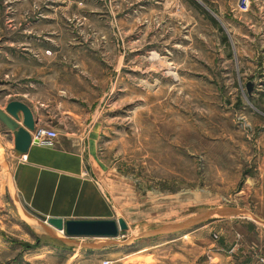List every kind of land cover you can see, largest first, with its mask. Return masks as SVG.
I'll use <instances>...</instances> for the list:
<instances>
[{"label":"rangeland","instance_id":"obj_1","mask_svg":"<svg viewBox=\"0 0 264 264\" xmlns=\"http://www.w3.org/2000/svg\"><path fill=\"white\" fill-rule=\"evenodd\" d=\"M14 98L39 100L36 125L57 138L84 136L127 229L48 236L17 196L0 122V264L264 258V0H0V105ZM226 205L250 215L138 236Z\"/></svg>","mask_w":264,"mask_h":264},{"label":"crops","instance_id":"obj_2","mask_svg":"<svg viewBox=\"0 0 264 264\" xmlns=\"http://www.w3.org/2000/svg\"><path fill=\"white\" fill-rule=\"evenodd\" d=\"M14 99L26 103L39 121V100ZM8 101L0 107L4 109ZM19 116L21 124L22 114ZM5 133L13 144L11 134ZM83 138L58 136L53 147L32 144L25 158L17 159L12 180L23 205L63 220L111 219L109 203L89 172V145Z\"/></svg>","mask_w":264,"mask_h":264},{"label":"water","instance_id":"obj_3","mask_svg":"<svg viewBox=\"0 0 264 264\" xmlns=\"http://www.w3.org/2000/svg\"><path fill=\"white\" fill-rule=\"evenodd\" d=\"M251 90V84L248 85V92ZM22 114L21 124L20 116ZM0 122L4 125L7 133L11 134L13 140V151L15 157L26 154L29 147L36 142L31 140V132L36 125V119L30 107L21 100L13 99L6 103L4 109L0 107ZM25 210L37 218L43 225L45 233L62 243L71 242L69 238L77 237H104L114 238L121 232L124 234L127 224L121 219H66L58 217H45L26 205ZM215 215H250L246 210L235 206H221L217 208L199 210L198 213L175 223L160 225H151L142 230L145 236L169 235L184 231L189 228L200 225L201 223L213 218ZM53 228V229H51ZM63 234L66 238H60L58 235ZM58 234V235H57ZM103 245L102 244H99Z\"/></svg>","mask_w":264,"mask_h":264},{"label":"built area","instance_id":"obj_4","mask_svg":"<svg viewBox=\"0 0 264 264\" xmlns=\"http://www.w3.org/2000/svg\"><path fill=\"white\" fill-rule=\"evenodd\" d=\"M241 3H245V0H239ZM31 141L36 144L53 147L56 143L57 132L55 129L48 126L35 125L34 130L31 132ZM21 159L25 158V154L20 156ZM101 264H111L109 259H103ZM249 264H264V258H259Z\"/></svg>","mask_w":264,"mask_h":264},{"label":"trees","instance_id":"obj_5","mask_svg":"<svg viewBox=\"0 0 264 264\" xmlns=\"http://www.w3.org/2000/svg\"><path fill=\"white\" fill-rule=\"evenodd\" d=\"M57 242H58V241H57ZM59 243H60L61 245H64V243H62V242H60V241H59Z\"/></svg>","mask_w":264,"mask_h":264},{"label":"bare ground","instance_id":"obj_6","mask_svg":"<svg viewBox=\"0 0 264 264\" xmlns=\"http://www.w3.org/2000/svg\"><path fill=\"white\" fill-rule=\"evenodd\" d=\"M39 145V144H38Z\"/></svg>","mask_w":264,"mask_h":264}]
</instances>
